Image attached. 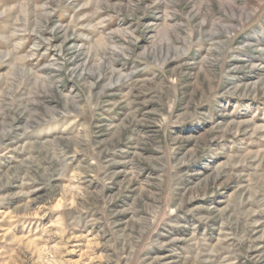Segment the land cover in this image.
Segmentation results:
<instances>
[{
    "label": "rangeland",
    "instance_id": "obj_1",
    "mask_svg": "<svg viewBox=\"0 0 264 264\" xmlns=\"http://www.w3.org/2000/svg\"><path fill=\"white\" fill-rule=\"evenodd\" d=\"M0 264H264V0H0Z\"/></svg>",
    "mask_w": 264,
    "mask_h": 264
}]
</instances>
